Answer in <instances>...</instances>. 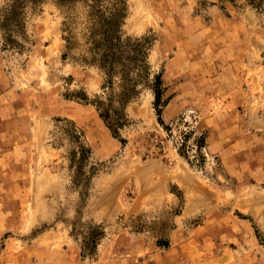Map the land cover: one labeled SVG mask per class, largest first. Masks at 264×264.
Instances as JSON below:
<instances>
[{
	"label": "rangeland",
	"instance_id": "1",
	"mask_svg": "<svg viewBox=\"0 0 264 264\" xmlns=\"http://www.w3.org/2000/svg\"><path fill=\"white\" fill-rule=\"evenodd\" d=\"M91 5L0 0V264H264V0H125L149 69L132 52L110 88L94 21L116 10ZM235 19L258 71L230 97L209 42ZM133 78L116 138L92 102L118 108Z\"/></svg>",
	"mask_w": 264,
	"mask_h": 264
},
{
	"label": "trees",
	"instance_id": "2",
	"mask_svg": "<svg viewBox=\"0 0 264 264\" xmlns=\"http://www.w3.org/2000/svg\"><path fill=\"white\" fill-rule=\"evenodd\" d=\"M21 1V0H18ZM61 5H70L74 3L75 0H57ZM113 1V9L116 10L115 13H110L108 16H104V13L100 14L99 17L94 21L98 26V31H94L96 35H99L100 40L102 42V47H99V51L97 52L98 59L101 62H98L97 66L105 72V76L107 79L106 87H112L114 83V78L116 77V65H120L122 67H128L129 63L135 64L137 59L135 56H131L130 53H135L140 49L142 51L144 59L143 65H145L148 70L147 64V51L150 46V41L146 37L139 38H124L121 34L120 28L125 18V0H111ZM16 2V0H15ZM106 2H110V0H93V4L91 7H98L97 13H101V10L107 9L104 5ZM101 9V10H100ZM119 49V51L117 50ZM134 68V67H133ZM125 71V70H124ZM126 86V95H123L119 100L120 106L118 108L113 106V101L111 98L108 99V103L105 100H102V97L97 96L96 100L92 103L96 106L97 110L100 113V116L107 123L108 127L113 133V136L119 138L118 133L116 132L114 126H112V122L114 120L113 114L119 113L126 104L135 96L133 92H135L137 83L139 80L133 79H125ZM162 79L160 75L155 76L154 84H153V94H154V108L158 117L159 123L163 124V120L161 118L162 109L167 104V100H162ZM88 103V102H87ZM121 142H124L121 140Z\"/></svg>",
	"mask_w": 264,
	"mask_h": 264
},
{
	"label": "crops",
	"instance_id": "3",
	"mask_svg": "<svg viewBox=\"0 0 264 264\" xmlns=\"http://www.w3.org/2000/svg\"><path fill=\"white\" fill-rule=\"evenodd\" d=\"M217 17H219V15H217ZM237 19H235V21H233V23H231L230 25L227 23V27L226 26H220V31H222V33L224 32L223 29H228L227 33H226V39L221 40V42H217L216 44H214L212 42V40H210L209 42V48L212 50V54H215V59L213 61V63L215 64H220L222 67V73H220V78L221 80H223V77L227 78L225 79L227 84V91H229L227 94V96L233 97L231 96L233 93L235 96L241 91L243 90L242 88L239 87L238 82L242 81V80H246L248 78V75H251L252 80L254 79V71H258V69H254V66H258V59L257 56H255V51L259 48V44L257 42L254 41L253 36H251L250 40H244L241 38V35L243 33V27L246 28L245 26H243V24L241 23V21H239V23H236ZM219 22H222L221 17L218 18ZM225 21V20H224ZM223 21V22H224ZM227 22V21H226ZM211 28H215L213 26L209 27ZM251 33L252 30H251ZM186 41H189V39H186ZM218 44V45H217ZM216 45V46H215ZM180 53V48H178L176 54L179 55ZM257 64V65H256ZM226 74H229L226 76ZM246 74V75H245ZM246 77V78H245ZM224 84L221 85V88H224ZM226 96V97H227ZM237 101V100H236ZM231 105L233 106V109L238 110V108L240 107L241 102H236V104L230 103L229 101L226 102V106ZM238 124V123H237ZM234 123V125L232 126H236L238 127V125ZM229 126V125H227ZM226 129H229V127H223ZM235 128V127H232ZM211 132V131H210ZM212 134V132H211ZM243 139L241 141V143L244 142V140L246 139L245 136H242ZM224 141V140H223ZM223 141L219 142L218 147H214L211 145L212 141L209 142L208 144V148L209 150L214 153L215 151H221V153L223 152V150H233L235 147H237V145H239L238 139L235 137V134H233V138H229L226 140V142L224 143ZM214 143V142H213ZM218 144V143H215ZM226 145V148H225ZM261 153L264 152V148L261 149ZM253 173L254 171H259L258 172V176L259 175H264V163H259L257 166L253 167Z\"/></svg>",
	"mask_w": 264,
	"mask_h": 264
}]
</instances>
